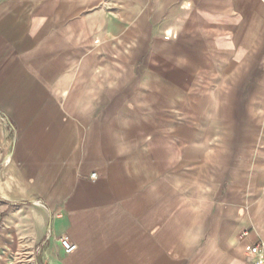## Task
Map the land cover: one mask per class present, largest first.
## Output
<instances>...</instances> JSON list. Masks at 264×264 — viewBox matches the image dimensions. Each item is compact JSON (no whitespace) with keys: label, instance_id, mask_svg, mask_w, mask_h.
I'll list each match as a JSON object with an SVG mask.
<instances>
[{"label":"crops","instance_id":"1","mask_svg":"<svg viewBox=\"0 0 264 264\" xmlns=\"http://www.w3.org/2000/svg\"><path fill=\"white\" fill-rule=\"evenodd\" d=\"M259 240L264 0H0V264H248Z\"/></svg>","mask_w":264,"mask_h":264},{"label":"built area","instance_id":"2","mask_svg":"<svg viewBox=\"0 0 264 264\" xmlns=\"http://www.w3.org/2000/svg\"><path fill=\"white\" fill-rule=\"evenodd\" d=\"M91 177H96V173H92ZM60 242L66 252H72L76 248V245L70 242L67 237H61ZM246 255L248 257V264H264V240H259L249 245Z\"/></svg>","mask_w":264,"mask_h":264}]
</instances>
